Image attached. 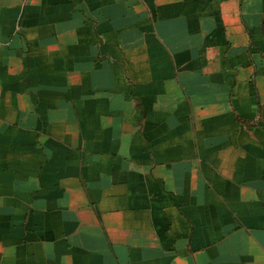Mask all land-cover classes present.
<instances>
[{
	"label": "crops",
	"instance_id": "obj_1",
	"mask_svg": "<svg viewBox=\"0 0 264 264\" xmlns=\"http://www.w3.org/2000/svg\"><path fill=\"white\" fill-rule=\"evenodd\" d=\"M0 264H264V0H0Z\"/></svg>",
	"mask_w": 264,
	"mask_h": 264
}]
</instances>
